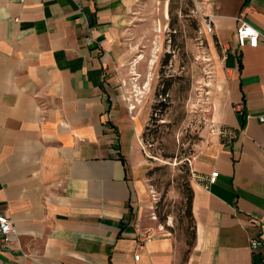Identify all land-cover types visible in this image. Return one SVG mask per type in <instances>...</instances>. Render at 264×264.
Returning <instances> with one entry per match:
<instances>
[{
	"label": "crops",
	"instance_id": "1",
	"mask_svg": "<svg viewBox=\"0 0 264 264\" xmlns=\"http://www.w3.org/2000/svg\"><path fill=\"white\" fill-rule=\"evenodd\" d=\"M197 2L221 55L191 162L194 235L143 244L146 117L122 83L140 11L161 0H0V213L18 234L0 264H264V0ZM241 17L256 48L238 45Z\"/></svg>",
	"mask_w": 264,
	"mask_h": 264
},
{
	"label": "rangeland",
	"instance_id": "2",
	"mask_svg": "<svg viewBox=\"0 0 264 264\" xmlns=\"http://www.w3.org/2000/svg\"><path fill=\"white\" fill-rule=\"evenodd\" d=\"M166 2V4H164ZM197 0H161L140 11L137 56L124 68L128 98L146 117L140 177L151 196L141 229L194 235L191 162L210 134L209 104L221 52Z\"/></svg>",
	"mask_w": 264,
	"mask_h": 264
},
{
	"label": "built area",
	"instance_id": "3",
	"mask_svg": "<svg viewBox=\"0 0 264 264\" xmlns=\"http://www.w3.org/2000/svg\"><path fill=\"white\" fill-rule=\"evenodd\" d=\"M205 28L206 31L209 34H212L214 32V26L212 23V17H206L205 19ZM240 25L237 30V40H238V45L239 47L243 48L245 46H251L253 48H256L260 42V40L263 38L262 34L260 31L246 22L245 20L242 19V17L239 19ZM216 133L224 138H234V132L226 129V128H221ZM197 181L202 182V181H208V184H213L216 181V176H211L208 180H205L203 178L197 177ZM138 240L140 243H146L148 242L152 237L151 233L149 231L145 230H139L138 231ZM17 230L13 224V221L11 218L5 214L0 213V247L1 246H10L16 239H17ZM252 247L255 249L259 247L262 243L259 241H252L251 242ZM136 260H139V255H137Z\"/></svg>",
	"mask_w": 264,
	"mask_h": 264
},
{
	"label": "trees",
	"instance_id": "4",
	"mask_svg": "<svg viewBox=\"0 0 264 264\" xmlns=\"http://www.w3.org/2000/svg\"><path fill=\"white\" fill-rule=\"evenodd\" d=\"M191 202H192V198H191V200H190V204H191Z\"/></svg>",
	"mask_w": 264,
	"mask_h": 264
}]
</instances>
